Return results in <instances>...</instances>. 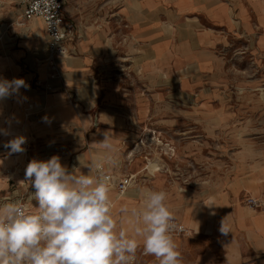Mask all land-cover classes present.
Wrapping results in <instances>:
<instances>
[{
	"label": "crops",
	"instance_id": "0c3cea01",
	"mask_svg": "<svg viewBox=\"0 0 264 264\" xmlns=\"http://www.w3.org/2000/svg\"><path fill=\"white\" fill-rule=\"evenodd\" d=\"M14 1L21 13L18 0ZM98 2L107 24L96 33L84 32L82 40L77 23L67 16L75 23L76 36L69 43L71 55L59 59L64 83L60 90L48 92L32 85L35 77L46 76L45 68L36 64V58L43 55L48 45L42 19L27 21L24 32L14 36L16 41L19 37L36 38L44 33L45 43L23 56L22 63H19L23 53L20 49L10 56H0V79L22 78L27 85L19 93L0 100V128L9 132L36 129L40 139L60 140L63 151L59 157L62 165L67 168L69 165L70 172L75 167L77 172L87 174L86 165L98 159L114 179L125 174L144 173L145 177L166 174L160 155L167 156L166 144L174 146L156 134L164 127H155L153 116L180 114L183 110L177 107L171 112L175 107L164 103L157 106L155 100L168 99L186 89L190 98L202 99L205 96L202 88L207 84L232 78L226 70L228 52L233 56L229 61L235 65L236 57L264 58V0ZM112 34L113 42L109 38ZM166 121L162 126L179 127L169 119ZM105 135L117 149L115 168L97 151ZM9 137L0 135V140ZM140 139L146 140L147 145H138L132 160H128V153ZM157 139L162 143L156 142ZM51 157L38 156L32 160L46 161ZM9 159L10 163H23L25 172L23 154L0 158V167L5 169L4 162ZM137 160L140 168L132 170L130 167ZM150 162L159 169L154 174L149 171ZM6 187V181L0 178V194ZM129 189L121 195L112 184V215L119 223L117 230L126 231L130 238L142 243V248L143 240L134 231L135 218L130 214L121 216L122 208L130 213L137 205L138 194ZM242 192L263 205L252 208L230 200L232 194ZM122 199L124 203L120 206L118 201ZM15 201L33 210L38 207L36 200ZM171 211L190 235L202 234L206 240L204 249L198 253L200 248L190 245L188 233L173 238L182 256L181 264H264V154L233 172L227 196L219 198L212 194L203 207L188 202L183 204L182 211ZM222 222L229 233L220 231Z\"/></svg>",
	"mask_w": 264,
	"mask_h": 264
},
{
	"label": "rangeland",
	"instance_id": "374dc122",
	"mask_svg": "<svg viewBox=\"0 0 264 264\" xmlns=\"http://www.w3.org/2000/svg\"><path fill=\"white\" fill-rule=\"evenodd\" d=\"M65 4V13L79 27L80 40L85 38L84 32L96 33L107 24H104L105 20L99 12L98 0H65ZM17 7L14 0H0V56H10L20 49L23 53L19 63H22L23 56L44 45L45 34L41 33L36 38L19 37L15 41L14 36L24 32V27L29 23ZM42 29L44 31L43 26ZM109 38L112 42L115 40L113 34ZM226 56V70L232 78H221L218 82L207 84L202 88L205 94L202 99L190 98L186 89L168 99L155 100L157 106L164 103L175 107L171 112L176 111L177 107L183 110L180 114L153 116L155 127H164L156 134L174 146L175 155L171 158L160 155L162 165L167 169L166 174L157 173L154 177H145L144 173H140L136 175V181L129 190L145 189L148 186L155 191H165L168 197L166 203L173 211H182L183 204L188 202L203 207L212 194L219 198L227 196L233 172L264 154V58L236 57L233 60L235 65L229 61L233 57L232 53L228 52ZM167 119L179 127L162 126ZM9 136L3 142L0 140V158L23 154L28 165L32 158L38 156L62 155L61 141L40 139L36 129L11 131ZM15 136L26 137L27 142L23 147L27 149L23 153L9 154V149L3 145ZM9 161L4 162L5 169L0 167V178L7 183L0 194V204L19 198L26 203L33 202L35 199L30 201V196L34 188L25 180V165ZM139 162L137 160L130 168L139 169ZM12 172L14 174L10 176ZM230 200L249 207L245 192L232 194ZM123 203V199L118 201L120 206ZM135 204V209L141 207L139 196ZM119 227L117 221V229ZM187 238L192 247L200 248L198 253L204 249L206 240L202 234H189ZM196 241L198 243L195 244ZM141 244H138L136 252H139Z\"/></svg>",
	"mask_w": 264,
	"mask_h": 264
},
{
	"label": "clouds",
	"instance_id": "9594fccd",
	"mask_svg": "<svg viewBox=\"0 0 264 264\" xmlns=\"http://www.w3.org/2000/svg\"><path fill=\"white\" fill-rule=\"evenodd\" d=\"M24 87L22 78L0 79V100ZM0 135L10 132L0 128ZM110 139L105 135L97 151L115 168L117 149ZM26 142V137L15 136L3 147L9 154L23 153ZM78 160L81 163V157ZM86 166L87 174L75 167L70 172L56 155L28 163L25 180L35 190L30 201L35 199L38 207L29 211L19 201L0 204V264H134L138 242L123 229L117 230L112 215L113 177L103 172L98 159ZM148 168L152 174L159 170L151 162ZM134 191L141 207L130 213L122 208L121 213L135 218L134 231L143 240L144 254L154 256L159 264H181L171 235L177 225L166 203L167 193L147 188ZM220 231L229 233L223 222Z\"/></svg>",
	"mask_w": 264,
	"mask_h": 264
},
{
	"label": "built area",
	"instance_id": "2783aa9c",
	"mask_svg": "<svg viewBox=\"0 0 264 264\" xmlns=\"http://www.w3.org/2000/svg\"><path fill=\"white\" fill-rule=\"evenodd\" d=\"M21 7V15L24 20L29 21L34 18H40L44 22L45 29L48 35V45L41 57L36 58L37 67L45 68V78L35 77L32 85L33 87H40L48 92H54L64 87L62 70L59 65L60 58H66L71 55L69 43L74 40L76 36V26L72 20L67 18L65 13L64 0H18ZM156 142L162 143V140L157 139ZM147 141L140 139L138 143L128 153V160H132L133 151L136 150L138 145L146 146ZM167 145L165 154L172 156L175 153L174 147ZM139 150V149H138ZM103 172L111 177L112 174L108 173L103 164L100 163ZM137 176L135 174H125L119 178L114 179L113 185L118 194H125L130 188L128 184H134ZM127 189V190H125ZM246 203L249 207L257 208L262 206L263 203L257 198L252 196L246 197ZM29 211H36L22 203ZM175 218V217H174ZM177 228L171 233L172 237H180L188 233L187 227L177 218H175ZM134 264H159L156 258L145 255L143 246L139 252L136 253Z\"/></svg>",
	"mask_w": 264,
	"mask_h": 264
},
{
	"label": "bare ground",
	"instance_id": "6f19581e",
	"mask_svg": "<svg viewBox=\"0 0 264 264\" xmlns=\"http://www.w3.org/2000/svg\"><path fill=\"white\" fill-rule=\"evenodd\" d=\"M25 149H27L26 147H25ZM8 170V169H7ZM8 171H10V170H8ZM13 174H14V172H12L11 174H9L10 176H13Z\"/></svg>",
	"mask_w": 264,
	"mask_h": 264
}]
</instances>
